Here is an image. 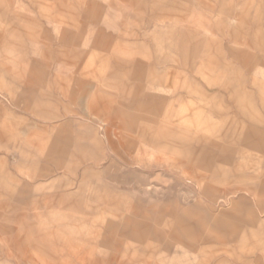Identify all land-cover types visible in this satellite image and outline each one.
Returning <instances> with one entry per match:
<instances>
[{"label":"rangeland","instance_id":"obj_1","mask_svg":"<svg viewBox=\"0 0 264 264\" xmlns=\"http://www.w3.org/2000/svg\"><path fill=\"white\" fill-rule=\"evenodd\" d=\"M0 264H264V0H0Z\"/></svg>","mask_w":264,"mask_h":264},{"label":"crops","instance_id":"obj_2","mask_svg":"<svg viewBox=\"0 0 264 264\" xmlns=\"http://www.w3.org/2000/svg\"><path fill=\"white\" fill-rule=\"evenodd\" d=\"M191 82V81H190ZM192 83H194V82H192ZM189 85H190V87H193V86H191V84L189 83ZM211 88L212 87H209V86H207L206 88H202V91L205 93V94H211V92H210V90H211ZM204 94V95H205ZM238 110V109H237ZM236 122L238 123V119H236ZM241 127V126H240ZM253 127V125L251 126V128ZM244 130H243V128H240L238 131H237V135L235 136V130L231 127V129L230 130H227L226 132H225V136H228V137H242L244 134ZM255 132L253 131V129H252V134H254ZM251 134V135H252ZM257 134V133H256ZM252 136H254V135H252ZM229 140V139H228ZM231 141H233V142H242L243 141V139L242 138H240V139H230Z\"/></svg>","mask_w":264,"mask_h":264}]
</instances>
